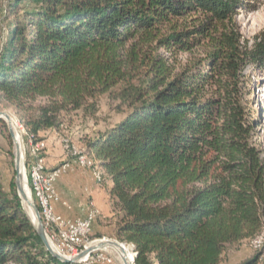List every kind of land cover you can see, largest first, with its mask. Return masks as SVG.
I'll return each instance as SVG.
<instances>
[{"label":"trees","instance_id":"1","mask_svg":"<svg viewBox=\"0 0 264 264\" xmlns=\"http://www.w3.org/2000/svg\"><path fill=\"white\" fill-rule=\"evenodd\" d=\"M1 3L0 100L34 142L70 113L93 114L102 94L119 100L123 117L87 147L135 264H219L264 233V149L244 72L264 71V28L248 44L235 19L253 2ZM0 264H74L46 249L14 183L0 182Z\"/></svg>","mask_w":264,"mask_h":264},{"label":"rangeland","instance_id":"2","mask_svg":"<svg viewBox=\"0 0 264 264\" xmlns=\"http://www.w3.org/2000/svg\"><path fill=\"white\" fill-rule=\"evenodd\" d=\"M253 2V9L244 10L240 9L236 14L235 19L242 36V40L247 41L250 44L253 41L254 36L264 28V0H250ZM4 3L0 4V18L5 14ZM169 56V54H166ZM202 56V52L199 49L194 51L180 52L177 54L179 64H184L186 61L198 59ZM246 79L250 80V91H251V107L254 113L257 114L256 131L258 136V142L264 149V71L253 69L251 66L245 68ZM119 100L115 98L113 93H105L98 97L96 111L93 114H86L82 110L70 113L63 120L61 126L56 129H50L47 133L40 135L41 139H34L40 141L43 147L39 151V158L44 163V157H52L54 164L47 165L49 169H54L65 162H72V151L86 154L89 157L87 142L98 137L111 126L115 125L123 117V109L119 108ZM122 110V111H121ZM0 112H6L10 114L19 126L21 137H22V148L29 144L27 142L29 136L21 124V121L15 113L12 106L5 101L0 100ZM21 127V128H20ZM64 139L68 140L70 149L62 146ZM33 140V139H32ZM46 141V142H45ZM34 142V141H32ZM47 144V145H46ZM49 144V145H48ZM73 148L74 150H72ZM50 149L53 154H50ZM54 149V150H53ZM66 149V150H65ZM70 151V152H69ZM45 153V154H44ZM90 154V153H89ZM92 161V167L89 168L90 173L88 174L89 179L96 185L103 195V210L96 209V215L91 218V223L95 222L93 229H87L86 235L81 238L77 245H66L62 244L58 229L53 226L46 228L47 232H52L53 238H50L53 244V239H57V244L63 247L70 254H77L89 243L90 245L94 242L99 241L102 238L114 237V221L115 212L113 211L111 200L108 197L107 187L109 185L108 179L105 178L102 169ZM26 167V165H25ZM76 168L75 166H72ZM71 166L69 168H72ZM79 169L78 171H80ZM88 170V169H87ZM96 172L100 173V178H97ZM88 173V171H87ZM26 180V179H25ZM0 182L3 185L5 191H9L12 183L15 184V169H14V144L9 133L8 125L3 118H0ZM27 183L29 190V183ZM30 196L34 200L38 208V202L31 190H29ZM25 213L27 214L25 206H22ZM59 219L58 217H56ZM55 225V224H54ZM130 248L132 244H127ZM127 246V247H128ZM56 248V247H55ZM132 252V251H131ZM255 250L251 247L250 242H245L240 245L227 246L221 264H233L237 260H241L242 256L247 257L248 254L253 256ZM105 254L111 257L115 264H121L115 251L107 247L105 248ZM244 259V258H243ZM74 264H107L100 261H96L94 255L87 263H74Z\"/></svg>","mask_w":264,"mask_h":264},{"label":"bare ground","instance_id":"3","mask_svg":"<svg viewBox=\"0 0 264 264\" xmlns=\"http://www.w3.org/2000/svg\"><path fill=\"white\" fill-rule=\"evenodd\" d=\"M7 124L13 130V132L15 134L16 141L19 143L20 147H22L21 132H20L19 126L17 125V122L14 119H12L11 121L7 122ZM32 141H33L32 137L29 136V138L27 140V142L29 144L27 155L31 156L32 162H29L28 171H27V182L29 183L30 190L32 191V193L34 194V196L37 199L38 210L40 213L41 221H42L45 229L53 227V226H55L58 229L59 237H60L62 244L64 243L66 245L75 246L78 244V242L81 240V238L86 235L87 229H81L78 238L76 240L73 239L71 237V233H69V231L65 229L64 220L58 221L55 217H52L50 214V207L46 206L45 199H40L42 189L44 187V179L41 175V168H40V166H38V164H44L42 162V160L39 158V151L43 147V145L40 141H38V142H32ZM63 142L65 143V147H67V148L70 147L67 139H64ZM71 149L74 150L73 148H71ZM21 150H22V148H21ZM73 153L80 156L81 160H83L84 162L89 163V165H90L89 168L92 167V161L89 159L88 156H86V154L84 155V154H81L80 152L78 153L75 150L73 151ZM96 176H97V178H100V173L96 172ZM24 206L26 208V211H27L29 217L33 220L34 223H37L36 219L33 217L31 210L28 208L26 203L24 204ZM95 215H96V209L92 208L91 218H93ZM260 235L261 234L257 235L255 238H253L250 241V244L254 250H257L259 252L258 258L264 259L263 243L258 248L255 247V245L258 242H260ZM50 241H51V239H50ZM51 243H52V241H51ZM95 243H97V242H94L91 245H94ZM89 245H90V243L87 246H89ZM110 248H112L115 251V253L117 255V259H119L121 264H123V261H122V255L123 254L115 247H110ZM126 251L128 253L129 258H131L132 252H131V248L129 246L126 247ZM67 257H72V256H67ZM78 262H81V261L79 260V261L70 262V263H78Z\"/></svg>","mask_w":264,"mask_h":264},{"label":"built area","instance_id":"4","mask_svg":"<svg viewBox=\"0 0 264 264\" xmlns=\"http://www.w3.org/2000/svg\"><path fill=\"white\" fill-rule=\"evenodd\" d=\"M62 146L65 147L64 142H62ZM68 149L70 148L68 147ZM72 159H73L72 162L74 166L81 168V169L89 170V166H90L89 163L81 160V157L73 153V151H72ZM29 162H32V158L31 156L27 155V146H26V148H24V164L26 165L25 167L26 182H27V171H28ZM38 166H40L41 168V175L44 179V187L42 189L40 199H45L46 206L50 207V214L52 217H58L59 219L64 220L65 229L68 230L69 233H71V237L76 240L79 236L81 229H92V224H93L91 223L92 208H87V211L84 216H77L74 218H65L61 214L57 213L54 209V204L60 200V197L57 193V189L55 186L56 179L62 172H64L66 169H68L71 166V162L70 161L65 162L61 164V166L54 168V169H49L45 165V161H44V164H38ZM29 190H30V186H29ZM63 204L69 207L67 203L63 202ZM94 208L96 207L94 206ZM47 233L49 235V238H53L52 232H47ZM262 243H264V233L260 235V242H258L255 245V247L258 248L259 246H261ZM53 246L56 247V250L59 253L65 256L76 255V254H70L66 250H64L63 247L58 246L57 239H53ZM92 255H94L96 261H100V262L107 263V264H115L113 259L111 257H108L105 254V248L92 252L91 254L87 255L80 261H82V263H86V262L88 263L90 259L92 258ZM257 264H264V259L258 258Z\"/></svg>","mask_w":264,"mask_h":264},{"label":"water","instance_id":"5","mask_svg":"<svg viewBox=\"0 0 264 264\" xmlns=\"http://www.w3.org/2000/svg\"><path fill=\"white\" fill-rule=\"evenodd\" d=\"M0 118H3L6 121V123L13 119V117L6 112H0ZM8 129H9V133H10V136H11L13 144H14L15 187L17 190V194L21 200L22 206H24V204L26 203L28 208L31 210L33 217L36 219L37 223H34L33 220L29 217V215L27 213L28 217L30 218L37 234L41 238L46 249L54 257L58 258L59 260L66 262V263H70V262L79 261V260L83 259L84 257H86L87 255L91 254L92 252L96 251V250L104 249L107 247H115L123 254L122 255L123 264H135L134 259H135L136 253L133 251V248H134L133 245L131 247V251H132L131 255L132 256H131V258H129L128 253L126 251V247L128 246L127 245L128 243L127 242H121L117 239H112V238H102L99 241H97V243H95L94 245L86 246L78 254H76L72 257H67V256L59 253L54 248L53 244L50 241L49 235H48V233H47V231H46V229H45V227L41 221L39 210H38L34 200L30 196V193L28 190V186H27V183L25 180V164H24L23 148L20 147L19 143L16 141L15 134H14L13 130L9 127V125H8ZM21 148H22V150H21Z\"/></svg>","mask_w":264,"mask_h":264},{"label":"crops","instance_id":"6","mask_svg":"<svg viewBox=\"0 0 264 264\" xmlns=\"http://www.w3.org/2000/svg\"><path fill=\"white\" fill-rule=\"evenodd\" d=\"M47 131H41L40 135L47 133ZM46 142V141H45ZM47 145V144H46ZM49 145V144H48ZM54 150V149H53ZM50 154H53L50 149ZM45 165L54 164V159L50 156L44 158ZM74 166L71 164V167ZM76 167V166H75ZM81 168H68L62 172L56 179L55 186L60 200L54 204V209L57 213L61 214L65 218H74L77 216H84L87 208L96 207L103 210V195L99 188L93 184L89 179L88 174L90 170ZM88 171V173H87ZM67 203L69 207L63 204ZM56 218V217H55ZM57 219V218H56ZM62 220V219H57ZM95 222L92 224V229L95 226ZM251 257L250 254L247 257L242 256L241 260H237L233 264ZM244 258V259H243ZM221 264V262L219 263Z\"/></svg>","mask_w":264,"mask_h":264}]
</instances>
